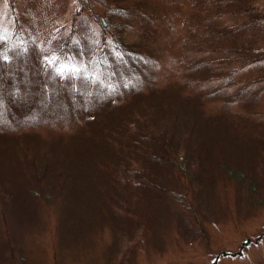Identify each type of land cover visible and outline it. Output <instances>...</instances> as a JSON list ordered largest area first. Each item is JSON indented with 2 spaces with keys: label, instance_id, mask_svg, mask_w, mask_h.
Masks as SVG:
<instances>
[{
  "label": "rangeland",
  "instance_id": "rangeland-1",
  "mask_svg": "<svg viewBox=\"0 0 264 264\" xmlns=\"http://www.w3.org/2000/svg\"><path fill=\"white\" fill-rule=\"evenodd\" d=\"M0 32V264H264V0H0Z\"/></svg>",
  "mask_w": 264,
  "mask_h": 264
},
{
  "label": "snow or ice",
  "instance_id": "snow-or-ice-1",
  "mask_svg": "<svg viewBox=\"0 0 264 264\" xmlns=\"http://www.w3.org/2000/svg\"><path fill=\"white\" fill-rule=\"evenodd\" d=\"M7 38L8 37L6 35H4L3 32H0V41H3ZM115 55L118 58L122 59V55L120 52H118V51L115 52ZM0 59L7 61L8 60L7 54L0 53ZM44 59L49 66L54 67L56 74L59 75L61 78L68 76L69 73H71V75L73 77H76V76H79L81 74V72H83L85 77H91L93 79V82L100 79V75L98 72H96V73L89 72L87 70L86 66L83 64H80L79 66H77L75 61L72 59H68L65 62L64 60H60V58L55 54H53L51 56H45ZM58 61H59V63H58ZM101 83H103V81H101ZM107 87H109V89H111L113 86L111 84H108Z\"/></svg>",
  "mask_w": 264,
  "mask_h": 264
},
{
  "label": "trees",
  "instance_id": "trees-1",
  "mask_svg": "<svg viewBox=\"0 0 264 264\" xmlns=\"http://www.w3.org/2000/svg\"><path fill=\"white\" fill-rule=\"evenodd\" d=\"M184 160H186V159H184V158L181 159V162L182 163L181 164H177V166L179 165V168H181V167L182 168H186L187 167L186 166L187 163ZM65 162H66V160L59 161L60 165L65 164ZM173 164L175 165V162H173ZM46 173H47V168L43 172L37 173L35 175V180H36V183H37L36 189L38 191H42L41 183L44 180ZM239 176H240V174H239ZM238 179H240V178H238ZM246 183H247V187H249L250 189H252L253 187H255V184L251 180L246 181ZM29 189L32 190L34 188L30 187Z\"/></svg>",
  "mask_w": 264,
  "mask_h": 264
}]
</instances>
